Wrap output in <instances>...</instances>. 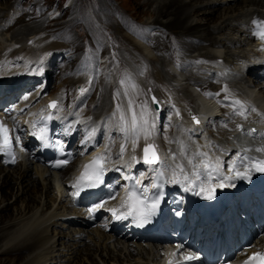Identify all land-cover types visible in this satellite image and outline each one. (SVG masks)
<instances>
[{
    "label": "bare ground",
    "instance_id": "bare-ground-1",
    "mask_svg": "<svg viewBox=\"0 0 264 264\" xmlns=\"http://www.w3.org/2000/svg\"><path fill=\"white\" fill-rule=\"evenodd\" d=\"M16 1L17 0H11L10 4L2 7L3 10L8 9V12H10V10L12 9L13 11L14 4L17 3ZM10 5H13V7L9 8ZM224 5L226 7H224ZM147 6H148V10L147 9L145 10V14L148 13L153 15L152 11H156L158 16L154 20L155 25L157 24L162 25L163 29L171 32V34L167 32V39H169L173 35L176 40V46L181 52L189 54L193 51L195 52L199 51L198 55L194 56L191 59L182 60V62L180 63L176 59L173 60L172 62V65L179 73L188 70V68L192 66H194L195 70L197 71H200L202 73L205 72L204 75H202L201 73L202 77H194L189 75L186 76L184 78V81L187 82V84L190 87H195V88L200 87L201 88L200 90L204 91V88L203 86H201V83L202 81H204L205 78H207L208 80H214L218 77L221 78L222 75L218 76V74L214 70L215 69L214 66L207 68L208 70L205 69L203 71L200 66H197L195 64V62L199 60L200 61L203 60L206 62L208 61L217 62L219 61L216 60L217 55H221V57L223 55L221 61L218 62V63L223 62V66L221 69L223 70L227 69L229 73H225L226 75L230 74L238 81L245 83V88L251 91V94L253 96L250 98L257 105L256 112H262L264 114V79L262 80L263 84L260 83L259 81L258 84H260V86L257 90H255L257 86H255L253 83L257 81V78L246 77L240 74V72L244 68L246 67L248 68V65L246 66V64L250 60V55L252 54L251 53L252 47L250 45V39L248 38L250 21L254 18H264V0H207V1L198 0L195 1L194 3L192 2V0H174V1L165 0L162 2H157L154 10L150 9V7H152V3L147 2ZM218 9L219 10L222 9L221 12L219 13L218 18L216 17L213 18V14L216 13ZM2 11L0 12V14H2ZM61 15L62 14L56 15L54 16V18H57L58 16ZM2 17H3L2 20H0L2 22L0 24V29H6V28L10 29L11 25L10 23L7 22L10 20L11 17H8V15ZM198 17L200 19H196ZM164 18H166V20H163ZM201 19L204 21L209 19H212L210 21H215L216 19L219 20L217 22L215 21V23L210 26V24H208L210 21L202 22ZM225 31L227 32L229 31L228 37L223 39H218L217 36H215V34H222L225 33ZM16 35L17 34H14V37H16ZM124 40L125 41L130 40L132 44L140 46V48L141 49L143 48L144 51L146 50V52L148 51V48L134 41L130 37H124ZM58 44L59 43H57L56 46L58 47L62 46V44H60V46ZM21 45L25 47L27 45V42L22 43ZM173 46L174 44L170 46H166L162 51V55L163 54L167 55L169 53L170 48H172ZM24 47H22V49H24L23 50L24 52H27L26 56L22 55L23 52H20L21 50H18V52H16L10 50L11 48H7L3 52L2 57H9V59L4 58L0 60V66H2L0 68V77H1L0 84L3 85V84H10L12 82L14 83L15 81H17L16 79L18 78L21 79L22 76H24L23 83L25 85H29L28 86L29 90H33L34 86H36V84H39L41 81H46L47 84L48 82L50 83L51 81L50 77L52 76V73L54 72L57 66L53 58L56 55L54 53L59 51L58 47L57 48L52 47L42 52L45 55L48 54L49 57L48 56L38 57L37 52L34 49H32L31 47H25V48ZM179 47L185 49L182 50ZM61 49H63L62 52H64V54H61L58 57V62L60 63H61V59H64L67 56L71 57V53L65 56L66 50L64 47ZM147 53L149 54V52ZM144 54L146 55L145 52ZM145 59L147 61V58ZM150 60L152 61L153 59ZM14 64L15 65L22 64L23 67L14 68L15 66ZM35 65H39V67L45 68L42 78L35 79L30 76L31 69L34 68ZM138 68L136 69L134 68V70L138 72L137 70ZM37 69L38 68H36V70ZM248 70H249L248 74L251 75L253 73V70L252 69H248ZM147 72H148V74H146L147 76L152 74L154 76L157 75V72L155 73L153 69H150ZM33 73H35V71ZM57 76L55 78L53 77V79H55L56 82L58 81ZM34 79L35 81L33 82ZM155 79H156V85L153 84V87H155L158 90L159 95L158 93L157 94L152 93L153 87H149L148 96L150 94H154L162 102L160 93L163 91V86L165 85V83L159 80V77L158 79L157 78ZM75 84L77 85L76 86L77 94L81 93L80 91L81 88L86 89L83 95L81 96L77 95L78 97L74 102L75 108L80 109L83 99L86 98V96H88L87 95L88 88H87V84L85 85V82L83 81L77 82ZM150 84L147 85L152 86ZM173 87H175L174 93H172L174 96H171L169 98L171 99V103H173L176 106L177 111L179 112L180 116L183 119L182 120L183 123H181V120L179 119L176 120L177 117H175L173 113L172 106L169 104L164 105L165 110L171 112L172 114L171 119L167 121L170 127V132L169 134H167V139H168V143H172V145H175L172 148L173 151H171L170 153L167 151L166 142L160 137L161 134L159 135L158 133L159 126L157 128L155 124V127L153 129H150L152 135L150 136L148 141H145L142 136L139 143L135 146L134 152H133V145L131 143L128 147V151L125 152L126 156L121 160V162L117 165H115V163H112V165L114 166L113 172H115L116 169L122 170L123 168L122 170L123 173L121 177L122 182L128 180L124 178L125 176L130 177L129 180L132 183V185L135 184V179H140V185H138L137 187L139 186L147 187L148 191H150V189L153 187L152 185L155 184V180L157 177L163 178L164 183L166 185L170 183H179L172 180V169H177L176 179L179 181H181V178L184 175H190L191 170H193L192 166L188 163V158H192L193 154H195V152H193L195 149L194 146L192 145L193 142L191 138L189 139L187 138V136H181L180 134L182 131L186 132L187 134H190L192 130L190 127V123L193 120L192 117L193 116L196 117V115L195 112L193 111L194 109H192L193 107H188L184 105V99L182 96H180V92H182L184 89H181L179 86H173ZM225 87L226 86H222L220 87V89H225ZM47 88L43 91L38 89L37 91L33 92L31 96H29L30 99L28 101L25 100V102L20 106L21 108L27 107V113L25 114V117L21 118L23 122L28 123L31 118L41 117L42 115L48 113L52 114L51 120L54 125L55 124L60 125L65 122L67 118L60 119L58 117L61 114V109H63V105H65V97L63 96V94L66 92V94L68 95L69 93L66 90L67 84L64 85V89L61 86L63 92L50 90L51 92L50 94L48 93ZM215 91L218 92V89H215ZM127 92H128V95L126 96L127 105H128V99L131 98L133 100V107L135 108L137 106L136 104L141 102L142 91L140 89H137L133 92L130 90H128ZM164 92L165 91H163V93ZM189 92H190V97L193 96V93L191 91ZM61 93L62 95H60ZM57 94L60 96H57ZM52 99H55L58 102L61 101L60 109L58 106L57 109L51 111L48 110L46 103ZM105 99H104V104H102L100 108L102 110H99L101 115L104 116V117L102 116L103 118H100L101 121L103 120L101 123V128L104 129L105 127H107V130L109 131L108 133H110L111 135H115L116 137L123 138V134L118 131V125L116 126V129L111 130L110 126H108L107 123L105 124L106 114L104 108L106 107L105 103L107 102V98ZM165 101H167V99ZM200 102L203 103V100L199 99L198 103L200 104ZM209 103L213 104V102H209ZM117 104L119 103L117 102ZM194 106L197 107L198 104L195 103ZM90 109L91 106L88 104L84 109H82L84 112L83 114L90 116L91 115ZM203 109L206 110L205 107ZM75 111L76 110H71L70 112H68V114L72 115L73 113L76 114L79 113ZM130 115L131 113L129 114L128 118H130ZM164 117L165 116H163L161 120H163ZM157 118L158 116L157 117L154 116V123L161 122V120L158 121ZM217 120L222 121V119L219 116H215L209 121V123L206 124L205 130L203 129L204 126H202L201 128V126L198 124L194 125L193 128L194 133L192 132V135L194 136V138H196L197 143L200 146L199 149L203 152L209 153V148L214 149V146L216 144L226 143L228 133H226L225 131L222 132L223 133L222 137H224L223 135L226 134L224 142L219 141L218 138L212 134L210 126L212 127V125H215ZM152 122H153V118H152ZM186 123H188L189 126H180V124H186ZM216 127H218V124H216ZM156 129L158 132L155 131ZM222 129L224 128L222 127ZM207 133L209 136L207 135ZM147 143H152L155 145L156 148H158L157 151L160 156V161L155 165L144 164L141 162L140 159L141 148L143 145ZM181 144L184 146V151L187 154V158H185V156L181 154ZM205 145H211V147H205ZM106 148L107 146L98 147L96 151H93V154L91 153L86 154L84 156V160H90L94 154L99 152L103 153L104 155H108L109 157L110 152L113 153V151H111L109 148V150L106 152L107 150ZM133 155L137 157V161L132 160ZM173 156L176 157L175 160H173L172 158ZM106 161H109V158ZM32 164L33 163L26 164L24 162L23 163L18 162L13 167H6L2 165L0 162V190L2 189L1 187L7 185L8 182L12 183L10 188H7L6 191H2V190L0 191V194L2 195L1 202L6 200V196H8L9 193L10 195L13 194L14 192L13 185H16L17 187V192L15 193L16 198L20 197L21 195L23 196L26 195L27 198L25 200L26 201L25 208H29L32 210L31 215L23 216L17 219L16 221H14V224L19 226V229L16 230V232L6 235L0 234L1 235L0 255L5 257L0 259V264H8V262L10 261L9 257L11 255H13L14 253L19 254L21 251L26 250L27 248L30 250L29 254L25 257V259L21 264H58L57 261H55V257H56L55 253L57 252V250L61 249L62 252L63 250H65L63 254L64 255L68 254L72 258L79 249L82 250L81 247L84 245L85 242L87 243L86 245H88V243H91L92 246L96 247L97 249L96 253L93 254V255H97L96 258L94 256V259L92 260L94 264H149V262L156 263L155 261L158 260L160 254L158 251L153 250L155 248H148L149 245L147 244H142L138 242L133 243L131 242L132 240H130L126 236L125 233L115 235L111 232H105L98 228H90L86 226L81 219L83 216L81 210L72 207L71 199L69 197L68 188H66L65 181L62 182L60 181L65 177L66 173L61 172L57 174L54 172H49L44 170L43 168L32 167ZM181 164L184 166L185 169L184 173H180L177 168V165H181ZM129 165H131V167H129ZM32 169H35L39 173V175L41 176L40 177L41 180L38 179L33 182V180L31 179L32 178L31 174H30L31 178L28 177ZM153 169H157L158 171L163 172V176H159L157 174V171H154ZM212 176L213 179L210 182L212 186H220L221 184H223V181L220 179L222 178L221 176H219L220 178H216V174L214 172L212 173ZM33 184L35 185V187L43 186L42 188L44 189L43 196L40 195L38 198L36 197L34 192L30 191L31 189L29 190L27 188L29 186H32ZM51 188H54L56 192V197L55 195H52L53 198H55L53 199L54 201L52 202L47 198V196L45 197V191L49 192ZM120 202L121 200L118 199L116 203H120ZM5 207H2L1 209L4 210ZM114 207L115 205H112L111 210L114 209ZM4 215L5 214H3V216ZM65 222H69V224L73 225V227L66 226ZM74 222H78V224L75 225ZM52 229L54 232L57 230L63 232L60 234L61 235L60 240H57V233L56 235H54L53 232L51 236L49 235ZM65 232H67V235L64 234ZM100 254H102L103 257L98 258Z\"/></svg>",
    "mask_w": 264,
    "mask_h": 264
},
{
    "label": "rangeland",
    "instance_id": "rangeland-1",
    "mask_svg": "<svg viewBox=\"0 0 264 264\" xmlns=\"http://www.w3.org/2000/svg\"><path fill=\"white\" fill-rule=\"evenodd\" d=\"M162 1L165 0H17V3L14 4V7L13 5L9 6V8L13 7V11L12 9L10 10V15L8 9L3 10L2 7L10 4L11 0H0V3H2L0 4V12L3 10L2 14H0V20H2V16L8 15V17H11L7 22L10 23L11 28L0 29V60L4 58L9 59V57H2L3 52L7 48H11L10 50L16 52H18V50H21L20 52H23L22 55L26 56L27 52L23 51L24 49H22V47L24 46L21 45L25 42H27V45L25 47H31L32 49H34L37 52L38 57L48 56V54L45 55L42 52L52 47L57 48V43H59V46L60 44H62V46L58 47L59 51L57 50L58 52L54 53L57 56L55 55L56 57L54 56L53 60L56 62L57 66L52 73V76L50 77L51 81L50 83L48 82L49 87L47 88V90L50 94V90L63 92L64 85L67 84L68 89L66 88V90L67 92H69V97L65 91V93L63 94V96L65 97L64 109L67 113L71 110H76L79 113H84L82 109H84L89 104L91 106V115L89 117H92L96 122L98 120L101 121L100 118H103L104 116L101 115L99 110H102L100 109L101 105L104 104V99L107 98V102L105 103L106 107L104 108L106 114L105 124L107 123V125L110 126L111 130H114L118 125L120 116V113L117 112L116 109L117 102L120 104L122 111L126 115V118H128L130 114V112L128 111L126 96L123 95L125 89L132 92L140 89L142 91V99L140 103L136 104L137 106L135 107V111L139 115L141 110L139 104L141 105L146 102L148 109L150 110L149 121L150 123H152V118L155 114H153L154 111L150 108L148 89L149 87H153V84L156 85L155 78L158 79L159 77V80L165 83V85L163 86V91H165L164 93L166 94H164L163 91L160 93V96L164 100V103L167 102L164 98H166V96H168L170 93H174L175 87L173 86L178 85L181 89H184L182 92H180V96H182L184 99V105L193 107L195 99L200 96V92L202 91L200 90V87H190L187 82L184 81V78L188 75L194 77H202V75H204L205 73L195 70L194 66H188L190 67L188 68L189 71L185 70L182 73H177L176 75L171 73L172 71H174V69L172 68L173 60L177 59L180 63L182 62V60L191 59L194 56L198 55L199 51H193L189 54L181 52L176 46V40L173 35L169 39H167V32L170 34L171 32L163 29L162 25H155L154 20L158 16L156 11H152L153 15L148 13L145 14V10H148L147 2L152 3V7H150V9L154 10L156 3ZM195 1L198 0H192L193 3ZM224 7L226 6L224 5ZM221 10L218 9L216 13L213 14V18H218ZM59 14L62 15L54 18V16ZM196 19L200 18L198 17ZM163 20H166V18H164ZM210 20L212 19L205 21L209 22ZM218 20L216 19L215 21L217 22ZM205 21L202 20V22ZM215 21H210L208 24H210L211 26L215 23ZM1 23L2 22L0 21V24ZM14 34H17L16 37H14ZM215 36H217L218 39L226 38L229 36V31H225V33L222 34H215ZM124 37H130L134 41L148 48L147 52H149V54L146 52V50L144 51L143 48L141 49L140 46L132 44L130 40L125 41ZM173 44L174 46L170 48L169 53L167 55H162V51L164 50V48ZM63 47L66 50L65 56L71 53V57L67 56L68 58L65 57L64 59H61L60 63L58 62V57L61 54H64V52H62L63 49H61ZM181 49L184 50L185 48ZM144 52L146 53V55L144 54ZM145 58H147V61ZM222 58L223 55L222 57L221 55H217L216 60L221 61ZM150 59L153 60L151 61ZM219 61L206 62L203 60H199L196 61L195 64L197 66H200L204 71L205 69L208 70L207 68L212 67ZM1 67L2 66H0V68ZM16 67H23V65H15L14 68ZM134 68H138V72H136ZM150 69H153L155 73L157 72V75L154 76L152 74L147 76V71ZM34 71L35 73H33ZM44 71V67H39L37 70L34 67L31 69L30 76L32 78L38 79L42 77ZM56 76L58 80L57 82L55 81V79H53V77L55 78ZM23 78L24 76L21 77L22 80ZM145 78L147 81L145 80ZM35 79L33 80V82L35 81ZM121 80L125 81L124 85H121ZM262 80L263 79H260L253 83L255 86H257L255 90H257L260 86V84H258L259 81L263 84ZM82 81L85 82V85L87 84V88L89 91H87L88 96L83 99L81 107L80 109H78L74 106V102L76 101L78 95L76 88L77 85L75 83ZM132 84H135L137 86L134 90L131 87ZM147 84H150L152 86H148ZM226 84L231 91L238 94L241 93L242 89H245V83L238 81L232 76L228 77L227 80L219 77L214 80H208L207 78H205L204 81H202L201 86H203L204 91L212 92L216 95L215 89H218V92H220L222 90L220 89V87ZM61 86L63 89H61ZM152 90V93H158L159 95V92L155 87H153ZM188 90L193 93V96L190 97V92ZM117 92L121 93L119 97L116 96ZM60 95H62V93ZM60 95L57 94V96ZM58 103L60 109L61 101H59ZM165 112L166 111L163 110V112L157 115H159L160 118H162L163 116L167 118L166 114H168L169 112ZM221 119L222 121H216L218 127H216L215 124L212 125V127L210 126V128L213 131V135L217 137L219 141L223 142L226 134H224V137H222V126L227 125L226 123L228 121L225 115L222 116ZM155 124L157 128L159 126L158 129H160L159 133L161 134V137L163 135L165 136L166 133L170 131L169 127L165 124H162V126L161 123L159 125L158 122ZM104 129H107V127H105ZM105 133L107 134L106 131ZM117 138H121L118 140L120 144L124 142L122 137ZM120 147L116 149L117 158L119 160L121 159L119 155ZM125 156L126 155L124 154V157ZM32 167L41 168L40 166L35 164H33ZM63 172L67 174L69 172V169ZM30 174L32 178L30 177ZM28 177L31 178L33 182L38 179L41 180V176L35 169H32ZM60 181L62 182L64 180L62 179ZM11 184V182H8L7 185L1 187V190L6 191L7 188H10ZM27 188L29 190L31 189L30 191L34 192V194L38 198L40 195H44V189H42L43 186L35 187V185L33 184L32 186H29ZM13 191V194L10 195L9 193L8 196H6V200H4L3 202H1L2 195L0 194V209L7 206L4 210H0V234L3 235L16 232V230L19 229V226L15 225L14 221L23 216H29L32 213L31 209L25 208V200L27 198L26 195H21L20 197L16 198V185H13ZM52 195H55L56 197L54 188H51L49 192L45 191V197L47 196V198L51 202L54 201L53 199H55ZM3 214L5 215L3 216ZM65 225H69L68 222H65ZM51 231L49 233L50 236L54 232L53 229ZM56 233L57 240H60V234L63 232L57 230L54 232V235H56ZM64 234L67 235V232H65ZM86 244L87 243L85 242L81 247L82 250L79 249L72 258L68 254H63L65 250H63V252L61 249L57 250V252L55 253V261H57L58 264H71V262L72 264H94L92 260L94 259V256L96 258L97 255L93 254L96 253L97 249L96 247L92 246L91 243H88V245ZM27 249L21 251L19 254L14 253L13 255H11L9 257L10 261L8 262V264H21L25 257L29 254L30 250ZM101 257H103L102 254H100L98 258ZM2 258L5 257L0 255V259Z\"/></svg>",
    "mask_w": 264,
    "mask_h": 264
},
{
    "label": "snow or ice",
    "instance_id": "snow-or-ice-1",
    "mask_svg": "<svg viewBox=\"0 0 264 264\" xmlns=\"http://www.w3.org/2000/svg\"><path fill=\"white\" fill-rule=\"evenodd\" d=\"M254 29L252 31V35L255 36L257 39H260L262 42H264V21L260 20H254ZM121 85L125 84L124 80H121ZM131 87L135 89L137 86L135 84H132ZM81 93H84L86 89L81 88ZM225 92H227V87L224 89ZM121 95L120 92L116 93V96L119 97ZM123 95L127 96L128 92L127 89H125ZM206 95L211 96L212 94L208 93ZM153 101L158 103V101H155V97H152ZM234 104H240L241 110L238 111L236 114L244 117V119H247L246 115V109L241 104L240 101H233ZM58 102L53 101L48 105L49 109H57ZM117 112L120 113L119 116V122H118V131L123 134V140L124 143L121 144L120 147V158L123 159V156L127 150V143L129 140H131V143L133 145V152L135 151V146L139 143L141 137L143 136V139L145 141H148L150 136L152 135V132L150 129H153L155 127L154 123V117L153 122L150 123L149 121V112L147 103L140 105V113L139 115L135 111V108L133 107V100L131 98L128 99V111L131 113L130 118H126L125 113L122 111L120 104L116 105ZM62 110V109H61ZM252 111H256L255 109H252ZM177 115H179V112L177 111ZM45 119H52V117L49 115L45 117ZM193 121H195L196 124H199L200 121L197 117H192ZM227 127V125H224ZM35 127V125H33ZM237 128L243 132V127L241 125H237ZM10 130L6 128L2 122H0V151H5L7 155L12 157V162H15V156L13 155L11 149H12V140L9 136ZM255 130L253 129L252 132L248 133L249 135L253 134ZM47 129L45 127H41L38 129V131L33 132L34 136H37L41 141L47 142L46 137ZM264 136V134H262ZM16 140H19V137H16ZM205 147H211V145H205ZM251 149H245V151H250ZM144 156H143V162L145 164L149 165H155L159 163V157L155 151V145L154 144H147L145 148L143 149ZM257 152L264 153V147L255 149ZM181 154L187 158V154L184 151V146L181 144ZM200 157L199 163H193V160L196 157ZM108 155H100L95 158H93L92 162L85 165L83 171L81 172L80 176L77 178V182L74 186H79L81 183H86L87 187H96L100 184L104 183V174H105V166L104 162L108 159ZM173 160L176 159L175 156L172 157ZM243 159H249L248 157H243ZM133 161H137V157L135 155L132 156ZM69 161L67 159L65 160H56L53 163V167H63L65 166ZM188 163L193 168V175L197 178H201V173L199 171H196L197 169H204L205 170V178L209 182L208 184V195L207 199H212V192H214V187L211 185V180L213 179L212 173L219 170L220 167V160L217 158L214 162L212 161L211 156L208 152H197L193 154L192 158H188ZM163 166V165H162ZM131 167V165H129ZM177 168L180 173H184L185 169L184 166L177 165ZM235 169V166H233ZM154 171H157V174L159 176H163V172L158 171L157 169H153ZM252 170L258 171V172H264V160H252L250 163V166L248 167V172L250 173ZM236 175L242 178L247 177V173H241L239 171H236ZM125 179H130V177L125 176ZM177 178V169H172V180L175 182H181L176 179ZM188 176L184 175L183 180L188 181ZM226 180H231L232 177H226ZM191 183V181H189ZM140 185V179H135V184L130 188L126 189V195L124 197V200L121 203V208H126L127 211L122 214L123 218H127V216L131 215L134 219L138 220V222L145 223L147 222V218L152 215L155 210L157 209L159 205V194L156 195V197L149 200L147 193L148 189L147 187H137ZM153 187H159L157 184H153ZM221 187L224 185L221 184ZM200 191L204 192V180L201 179L200 184ZM113 198H115L113 196ZM107 201H103L100 204H97L95 207L90 208L89 212L93 213L96 211L97 208L103 207V204ZM113 215H117V209L111 210ZM121 216L117 215V219H120ZM192 254H189L185 257L186 260H193L196 259ZM251 260L257 261V264H264V253H256Z\"/></svg>",
    "mask_w": 264,
    "mask_h": 264
},
{
    "label": "water",
    "instance_id": "water-1",
    "mask_svg": "<svg viewBox=\"0 0 264 264\" xmlns=\"http://www.w3.org/2000/svg\"><path fill=\"white\" fill-rule=\"evenodd\" d=\"M152 97H153V96H151V100H152V102H153V104H154L155 109H158V110H159V109H160V105H159V103L154 102L153 99H152ZM155 101H157V100L155 99Z\"/></svg>",
    "mask_w": 264,
    "mask_h": 264
}]
</instances>
